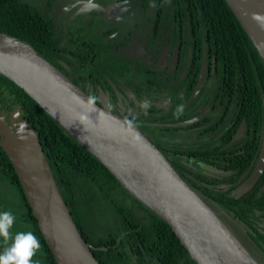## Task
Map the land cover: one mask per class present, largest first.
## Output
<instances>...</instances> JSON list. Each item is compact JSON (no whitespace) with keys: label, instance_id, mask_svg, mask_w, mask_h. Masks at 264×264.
<instances>
[{"label":"flooded vegetation","instance_id":"flooded-vegetation-1","mask_svg":"<svg viewBox=\"0 0 264 264\" xmlns=\"http://www.w3.org/2000/svg\"><path fill=\"white\" fill-rule=\"evenodd\" d=\"M19 1L52 27L57 44L50 59L41 55L91 100L136 125L264 264V166L246 191L232 193L255 165L264 101L261 111L248 105L202 24L169 1ZM251 235L261 243L248 245Z\"/></svg>","mask_w":264,"mask_h":264},{"label":"water","instance_id":"water-1","mask_svg":"<svg viewBox=\"0 0 264 264\" xmlns=\"http://www.w3.org/2000/svg\"><path fill=\"white\" fill-rule=\"evenodd\" d=\"M225 1L264 63V0ZM0 74L21 87L129 193L161 217L195 264H258L136 125L91 100L28 43L1 31ZM17 117V109L8 120L0 115V145L56 264H100L58 189L35 130ZM263 166L264 124L252 172L232 193L246 191Z\"/></svg>","mask_w":264,"mask_h":264},{"label":"trees","instance_id":"trees-1","mask_svg":"<svg viewBox=\"0 0 264 264\" xmlns=\"http://www.w3.org/2000/svg\"><path fill=\"white\" fill-rule=\"evenodd\" d=\"M160 1L173 2L177 8L183 5L180 8L187 17L202 24L207 36L216 43L219 58L234 68L233 81L243 87L248 105L256 104L261 111L264 63L226 1ZM35 11L24 8L19 0H0V31L28 43L50 59L57 40L52 27L40 21ZM15 108L19 118L35 130L58 189L82 236L95 247L92 252L100 264H195L161 217L129 193L21 87L0 74V115L8 120L9 112ZM184 179L197 191L195 183ZM3 212L16 218L10 230L13 237L19 232H32L40 241L34 264H56L17 174L0 145V213ZM86 229H103L105 234L90 237ZM11 243L12 240L0 238V254Z\"/></svg>","mask_w":264,"mask_h":264},{"label":"clouds","instance_id":"clouds-1","mask_svg":"<svg viewBox=\"0 0 264 264\" xmlns=\"http://www.w3.org/2000/svg\"><path fill=\"white\" fill-rule=\"evenodd\" d=\"M15 219L10 212L0 213V238L12 240L11 246L0 254V264H34L33 257L41 249L40 241L32 232H19L13 237L10 230Z\"/></svg>","mask_w":264,"mask_h":264},{"label":"rangeland","instance_id":"rangeland-1","mask_svg":"<svg viewBox=\"0 0 264 264\" xmlns=\"http://www.w3.org/2000/svg\"><path fill=\"white\" fill-rule=\"evenodd\" d=\"M14 195L11 196L12 200L14 199L13 197ZM130 202V199H128ZM85 223L90 227L91 225L88 224V222L84 219ZM225 224V223H224ZM227 226V225H226ZM87 233L89 234L90 237H95V236H101L102 234H105V231H103V229H86ZM230 232L231 229H228ZM102 233V234H101ZM233 233V232H232ZM246 243H248V245H250V242L252 241L253 243H261L260 238L255 237L254 235L248 236V239L244 238ZM239 240V239H238ZM89 243V242H88ZM151 264H156L154 262H152Z\"/></svg>","mask_w":264,"mask_h":264}]
</instances>
